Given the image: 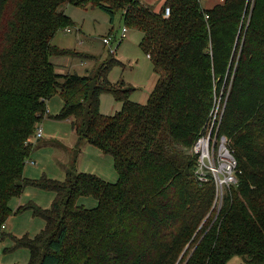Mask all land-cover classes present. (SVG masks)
<instances>
[{
    "label": "trees",
    "instance_id": "trees-1",
    "mask_svg": "<svg viewBox=\"0 0 264 264\" xmlns=\"http://www.w3.org/2000/svg\"><path fill=\"white\" fill-rule=\"evenodd\" d=\"M67 6L94 8L143 35L140 49L159 83L147 105L109 74H59L55 59L86 55L55 38L77 25ZM158 12L140 0H0V243L26 188L54 192L50 209L22 207L45 220L35 238H14L29 264H264V0H166ZM171 16L165 18L166 8ZM70 31V32H69ZM79 31V30H78ZM109 36H112L110 34ZM111 94L121 110L100 112ZM242 174L219 209L215 184L197 182V141L216 97ZM63 100L58 121L71 120L78 142L113 157L116 183L70 168L65 181L30 180L24 170L48 102ZM30 163V162H29ZM83 198L96 200L88 208Z\"/></svg>",
    "mask_w": 264,
    "mask_h": 264
},
{
    "label": "crops",
    "instance_id": "crops-1",
    "mask_svg": "<svg viewBox=\"0 0 264 264\" xmlns=\"http://www.w3.org/2000/svg\"><path fill=\"white\" fill-rule=\"evenodd\" d=\"M140 1L145 6L154 7L158 12H161V10H163V7H164L163 5L166 0H140ZM223 1L224 0H201V4L203 5L204 3L205 5L203 6L205 7V9L209 10L210 8H213L216 5L223 3ZM66 9H67V14L69 16L68 8ZM75 28H76L75 31L78 32L79 30L80 33H83L81 28L77 26ZM139 33L141 34V32ZM139 37H141L140 38V43H141L143 39V35L141 34ZM140 43L138 45L139 48H140ZM54 44L57 47H59L58 43H56V39L54 41ZM120 45L116 47L115 55L121 53ZM69 51H72V50H69ZM108 52H109V49H108ZM115 57L116 58L114 59L122 63V60H119L118 56H115ZM102 59L103 58H100L98 60L102 62ZM81 62L88 65V69L87 71H85L86 73L84 75L91 74L92 68H89L90 64L84 61H81ZM104 62H105V59H104ZM91 64H93V62ZM122 64L124 65V63ZM57 69H58L57 70L58 73L61 75L62 74H74L71 64L68 66H62V67L59 66L57 67ZM152 72L153 74L151 75V80L149 83L145 81L144 79L145 85L143 87H133L132 86L135 89V92L131 95L132 97L131 100L134 103H139L141 105H147V103L149 102L152 92L154 91L157 84L159 83L158 81L159 77L156 75L154 71V66H153V70H151V73ZM109 81L112 82L110 80V74H109ZM114 84H117V83H114ZM137 94H138V98L136 99L135 95ZM100 98H101L100 112L102 114L106 116L108 115L112 116L121 110L122 104H120L117 101H114L115 100L114 97L112 99V97L102 95ZM63 103L64 102L62 99H57L56 97L48 102V114L49 115L47 118L44 119L43 125L41 123V125L44 126V129H45V133H44V129L42 128L44 137L41 140L37 141L34 145L33 153L30 158L31 161L27 165V167H25V170H24L25 177L30 180L41 179L42 177H47L49 179L51 178V179L63 182L65 181L67 177L66 172L70 168L74 167L77 173H89L93 175L96 174L97 176H99L102 180H104L107 183H110V182L116 183L118 181V174L114 170V160L111 159V157L109 158L104 157L102 152L99 149H97L95 146L93 147L90 144L89 145L91 147H88L87 145L85 149L83 148L84 149V152H83L81 147H83V145L86 142L79 143L77 140L78 138L77 139L74 137L71 138V136L74 134L73 133L74 128H72V121L71 120L58 121L55 119V116L59 115V113L61 112L63 108ZM65 125H69L70 128L73 130L67 135V137L71 138L70 142L64 140V138L62 137L63 135L62 128ZM64 142L72 143L73 146L72 147L63 146ZM67 154L69 155V158H71V162H70V159L67 160L66 158V156H68ZM79 158L83 159L80 163H79ZM69 162L70 164L67 165V163ZM54 198H55V193L52 191L47 192V191H44L38 188L28 187L26 188L25 192L21 195L20 198H15L10 201L9 204H10L13 214L11 215V217H9V220L7 221V224L4 230L6 234H9V236H7V238L0 244V263L5 262V259L7 258L6 256L8 255V253L12 252L13 250H16L15 248L13 250L10 249L11 247L15 246L14 238L22 239V237L24 236L35 238L46 227L45 220L39 217H34L31 211L26 210L24 212H21L20 214H18V211L22 207L30 205V204H33L35 206L37 205L45 210L50 209ZM81 202H83L86 205V202H84L83 199ZM93 202H94V205L91 204L89 207L95 208V206L98 204L96 200L95 201L93 200ZM38 218L41 220H37ZM8 246H11V247H8ZM22 248H18V249H22ZM22 257L23 259H20V261L22 262L21 264H29L30 251L28 250L27 252H24L22 254ZM17 260L18 258L11 255L8 261L5 262V264H14V262H16Z\"/></svg>",
    "mask_w": 264,
    "mask_h": 264
},
{
    "label": "rangeland",
    "instance_id": "rangeland-1",
    "mask_svg": "<svg viewBox=\"0 0 264 264\" xmlns=\"http://www.w3.org/2000/svg\"><path fill=\"white\" fill-rule=\"evenodd\" d=\"M203 5L205 4L203 3ZM66 8H68L70 19L73 21L74 24L77 25V27L81 28L83 33H80V31L78 32L75 31L76 28H73V31L71 33H67L66 31H63L56 36L55 38L56 43H58V46L60 48L62 47L66 50H72L75 53L76 52L81 53V54L85 53L84 55L86 54L88 55H86L85 57L78 56L76 58H74V56H65V57L60 58L61 60L59 58L55 59L54 63L57 64V67L68 66L71 64L74 74L84 75L86 73L85 71H87L88 69V65L81 62V61H84L90 64L89 68H92V71H91V74H92L104 62V59L106 62V60L114 59L116 58L115 56H118L119 60H122V63H124V65L121 64L120 66L119 65L114 66V68L112 69L110 73V80L112 82L122 83L123 81L127 85L133 86V87H143L145 85L144 79L148 83L150 82L151 75L153 74V72L151 73V70H153V66H152L150 59L144 54V52L141 51V49L138 46L140 43V38H141L139 37L141 35L139 32L137 31L133 32L132 30L129 29L127 33L128 37L120 45L121 53L117 55H114V54L112 55L111 53H109L108 52L109 47L107 46L105 47V45L103 44L104 38L112 34V37L117 39V41L116 40L113 41V44H112L113 49H115L118 46L119 40L121 38L120 37L121 33L123 31V28L125 27L121 13L116 16L114 24H112L109 22V16L106 13H103L102 11L98 9H94V8L84 9V8L72 7V6H67ZM100 58H103L102 62L98 60ZM92 62L94 65L91 64ZM104 95L112 97L113 99V96L109 93L104 94ZM135 97L137 99L138 94L135 95ZM56 98L60 99V97L58 96ZM114 101H116V99ZM214 106H225V104H223L222 102V95L219 96L218 98L216 97V103L214 104ZM42 125L41 127L44 129V126ZM72 131L73 130L70 128L69 125L63 126L62 137L64 138V140L70 142L72 137L77 139L75 132H73L74 134L71 136V138L67 137V135ZM44 133H45V129H44ZM43 137H44V134H43ZM87 145L88 147H91L88 143H85L83 147H81L83 152H84L85 147H87ZM63 146L72 147L73 144L64 142ZM190 150H189V153H190ZM190 155L192 154L190 153ZM103 156L108 157V158L111 157L110 155L107 156L104 154ZM66 158L67 160L70 159V162H71V158H69V155L66 156ZM111 159H113V157H111ZM82 160L83 159L79 158V163ZM30 161L27 162L26 167ZM70 162L67 163V165H69ZM83 201L86 202L87 207H89L91 204L94 205L93 199L91 198L90 199L83 198ZM220 203H221V200H219L216 204L217 209H219ZM37 220H41V219L38 218ZM8 247H11V246H8ZM14 248L15 246L11 247L10 249L13 250ZM27 251L28 250L24 248L13 250L12 252L8 253V255L6 256L7 258L5 259V262H7L10 256L12 255L18 258V260L14 262V264H21L22 262L20 261V259H23L22 254ZM5 262L0 263V264H5ZM232 264H242V260L240 258H235L232 261Z\"/></svg>",
    "mask_w": 264,
    "mask_h": 264
},
{
    "label": "built area",
    "instance_id": "built-area-1",
    "mask_svg": "<svg viewBox=\"0 0 264 264\" xmlns=\"http://www.w3.org/2000/svg\"><path fill=\"white\" fill-rule=\"evenodd\" d=\"M165 18L171 16V9L164 11ZM70 32V31H69ZM128 28L124 27L118 46L127 38ZM117 39L106 36L103 40L109 52L116 54L113 49V41ZM210 117L198 135L197 141L192 146L190 153L197 158L196 178L201 185L207 183L215 184L216 204L219 200L223 202V196L232 186L238 185V178L242 174L238 168L235 153L230 147V139L220 133L222 120L225 114V106H213ZM36 133L30 142L43 138V129L40 125L36 127Z\"/></svg>",
    "mask_w": 264,
    "mask_h": 264
}]
</instances>
